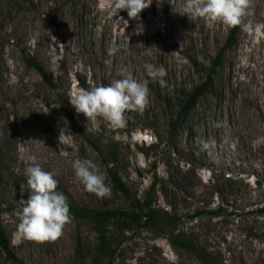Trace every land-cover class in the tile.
<instances>
[{
  "label": "rangeland",
  "instance_id": "1",
  "mask_svg": "<svg viewBox=\"0 0 264 264\" xmlns=\"http://www.w3.org/2000/svg\"><path fill=\"white\" fill-rule=\"evenodd\" d=\"M184 3L152 0L129 19L126 10L113 15L114 0H0V226L14 264H77V235L88 264H197L170 245L167 229H131L124 239L114 237L121 243L112 256L99 254L91 226L72 216L54 242L14 244L15 206L30 195L21 192L26 177L20 146L54 173L69 204L128 210L155 183L156 207L179 216L178 228L191 231L222 264H264V220L251 213L264 202V0H251L210 80L211 61L233 27L188 18ZM112 48L118 50L110 54ZM26 54L43 66L52 86L26 66ZM145 63L166 69V85L149 81L147 108L126 111L125 128L101 121L97 131L70 104L73 91L108 86L125 69L149 79ZM200 86L203 92L178 119ZM76 158L100 168L108 196L84 189L70 163ZM112 166L130 198L114 188L107 170ZM217 208L220 216L212 214Z\"/></svg>",
  "mask_w": 264,
  "mask_h": 264
},
{
  "label": "clouds",
  "instance_id": "2",
  "mask_svg": "<svg viewBox=\"0 0 264 264\" xmlns=\"http://www.w3.org/2000/svg\"><path fill=\"white\" fill-rule=\"evenodd\" d=\"M151 3L152 0H114L112 12L115 16L118 10H126L129 19H137ZM250 4L251 0H185L183 12L188 18H202L209 26L223 23L235 27L244 23ZM124 25L127 27V21ZM117 50L112 48L109 52L113 54ZM144 69L149 79L138 80L125 69L120 73L122 78L108 86L78 88L70 94L69 102L77 114H83L93 124L95 130L99 131L101 121L113 130L123 129L127 124L126 111L143 112L147 108L149 81L158 80L162 87L166 85L163 79L166 69L163 66L145 63ZM64 136L65 132L61 131V144L64 143ZM114 139L119 141L121 137L117 135ZM60 152L68 156L63 149ZM18 159L25 165L26 184L21 185V192L28 191L30 195L27 200H20L22 207L18 212L19 223L13 234V243L54 242L62 236L64 227L71 223L68 199L57 190L59 181L54 173L46 171L27 147L18 148ZM70 163L86 191L100 198L110 194L105 174L92 160L76 158Z\"/></svg>",
  "mask_w": 264,
  "mask_h": 264
},
{
  "label": "trees",
  "instance_id": "3",
  "mask_svg": "<svg viewBox=\"0 0 264 264\" xmlns=\"http://www.w3.org/2000/svg\"><path fill=\"white\" fill-rule=\"evenodd\" d=\"M238 30L239 26L233 27L227 38L230 41L226 42L221 48L220 54L212 59V65L208 72V80L211 79L215 68L218 66L221 54L231 47L232 43L230 42L234 40ZM24 61L26 66L34 69L45 83L52 86V81L49 75L35 58L26 54V56H24ZM202 87L203 86H200L189 93L186 102H184L181 107L178 119H181L183 114L195 104L197 98L203 92ZM112 156L114 155L112 154ZM110 159H112L110 160L111 163L115 161L114 158ZM107 170L116 191L122 193L126 198H130L128 189L119 178L113 166L109 167ZM155 188L156 184L154 183L151 185L150 191L146 197L142 200L133 198L130 201V208L128 210L90 209L69 204L70 215L75 220L86 222L91 226L97 237L98 246L96 252L99 254H108L109 256H112L115 249L121 243L120 240L114 242V237L120 236L124 239V233L129 232L131 229H143L156 232L167 229L170 234L168 240L170 245L173 248L192 256L197 264H222L219 255L214 251H210L209 248L201 243L199 238L194 236L191 231L178 228L181 220L179 216L170 212L168 209L156 207V202L154 200ZM21 207L22 205L18 204L15 206V209L19 212ZM220 213H222L220 208H217L212 212L215 216H220ZM251 213H254L257 217L264 220V202L261 205L256 206ZM201 214L202 213H198L196 216ZM0 250L3 256L2 264H14L17 262L16 255L9 247L8 240L1 226ZM74 256L77 264H88L85 259V250L80 235H77L75 238ZM90 264L98 263L93 260Z\"/></svg>",
  "mask_w": 264,
  "mask_h": 264
}]
</instances>
